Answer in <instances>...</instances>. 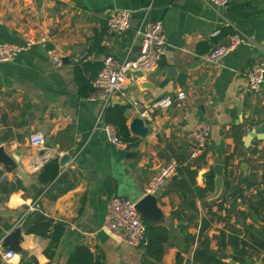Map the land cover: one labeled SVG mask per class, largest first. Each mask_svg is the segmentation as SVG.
I'll return each mask as SVG.
<instances>
[{"label": "crops", "instance_id": "1", "mask_svg": "<svg viewBox=\"0 0 264 264\" xmlns=\"http://www.w3.org/2000/svg\"><path fill=\"white\" fill-rule=\"evenodd\" d=\"M120 11L132 12L131 28L123 35L110 34L108 17ZM143 20L161 22L169 46L159 68L130 80L125 96L112 104L130 106L129 126L139 117L135 104L150 109L156 101L181 92L186 99L180 107L152 109L148 135L137 137V147L121 149L97 127L102 102L79 96L75 67L103 63L109 56L123 59L131 48L136 56L135 31ZM216 30L221 31L218 36L238 30L262 44L264 0H228L224 8H211L204 0H35L31 6L0 0V44L24 47L14 61L0 63V148L15 164H0L2 264L7 251L2 241L15 228L22 229L21 247L28 256L17 254L9 264H28L31 258L38 264H67L78 245L103 254L104 264H143V248L121 244L103 229L112 198L103 191L108 178L118 182L115 196L136 203L147 195L157 198L160 214L148 221L170 230L160 264L188 259L190 235L196 239L194 249L200 236L209 237L217 249L221 231L229 235L231 229L249 244L248 232L264 243V140L248 141L249 132L264 124V86L254 95L247 82L254 65L264 66V53L259 47H240L219 64H210V52L229 38L217 42ZM55 58L60 64L53 63ZM200 122L210 126L211 137L206 151L192 159L193 131ZM38 132L45 133L47 143L34 148L29 139ZM64 155L72 159L60 166L63 181L36 199L42 167L54 158L60 164ZM171 160L181 171L148 194L151 179ZM217 165L224 166L220 188ZM187 170L197 171V176ZM210 174L214 187L206 191ZM18 181L24 189L11 191ZM32 186H37L36 192ZM38 210L66 226L52 262L44 255L50 241L26 234L23 226ZM263 258L264 252L259 260Z\"/></svg>", "mask_w": 264, "mask_h": 264}, {"label": "built area", "instance_id": "2", "mask_svg": "<svg viewBox=\"0 0 264 264\" xmlns=\"http://www.w3.org/2000/svg\"><path fill=\"white\" fill-rule=\"evenodd\" d=\"M20 1L28 6L33 5L35 2V0ZM204 2L211 8H224L228 0H204ZM131 19L132 12L128 11L110 14L107 20L108 32L113 35L127 33L131 28ZM220 33V30H216L214 36L216 37ZM135 44L139 46V52L136 56H132L133 48H131L130 53L123 59L109 56L103 60V69L92 82L95 92L90 97V99L100 100L103 104L102 111L97 119V127L103 129L109 141L121 149H125L126 144L119 138L115 127L105 122L104 112L115 98L125 96L130 80H140L159 68L169 46L162 23L143 20L135 31ZM27 47H31V44H28ZM240 47H259L264 53V41L258 45L249 36L234 30L225 43L217 45L210 52L207 61L210 64H219ZM23 50V46L16 44H0V63L14 61ZM53 63L58 65L60 60L55 58ZM247 82L249 91L254 95H259L264 86V66L254 65L247 73ZM185 99V93L181 92L176 98L167 96L156 101L150 109H143L135 104V110L139 118L146 122L152 119V109L166 110L172 107H180ZM210 137V126L206 122H200L193 131L192 159H198L206 151ZM29 142L32 147L41 148L46 145L47 138L45 133L38 132L30 137ZM178 169L179 163L176 160H171L151 179L147 193L154 194L158 192L167 181L177 174ZM136 206L137 203L133 200L113 196L109 200L103 229L121 244L131 248H144L148 244L146 226ZM17 257V253L6 251L3 255V262L9 264Z\"/></svg>", "mask_w": 264, "mask_h": 264}, {"label": "trees", "instance_id": "3", "mask_svg": "<svg viewBox=\"0 0 264 264\" xmlns=\"http://www.w3.org/2000/svg\"><path fill=\"white\" fill-rule=\"evenodd\" d=\"M232 34L233 32H223L221 36L216 38V41L218 42L221 38ZM102 69L103 63L100 62L86 63L75 67L74 78L81 98H88L95 92L92 82ZM129 110V105L111 104L105 109L104 120L107 124L115 127L119 138L126 144L128 149H131L137 147L140 140L132 136L130 132L127 118ZM228 164L229 159L226 160V166ZM60 173L58 158L50 159L45 163L38 175V184L41 188L35 195L36 199L46 195L56 184L63 181L64 176ZM187 173L192 177L197 176V171L191 172V170H187ZM208 178L209 183L206 191H210L214 187V175L210 174ZM21 189H24V186L18 181L11 191ZM117 190L118 182L113 178H108L103 185L104 193L109 197H113L117 194ZM174 215L176 214L174 213ZM142 220L146 226V239L148 241V244L143 248L142 263L160 264L170 242V230L164 226H152L144 217H142ZM23 226L26 234L36 235L50 241L48 248L44 251V255L52 262L56 257V252L66 231V226L61 222L49 219L39 210L29 214ZM207 226L208 224L204 225V227ZM231 232L228 235L225 230L221 231L217 238V249L213 248L209 237H205L202 240V236H200L197 247L195 249L191 248L195 245L196 239L195 236H188L186 239V252L190 251V257L188 259L181 257L176 264H254L253 259H256V262L261 261L264 264V258L259 260L260 254L264 252V243L258 241L255 233L248 232V236L252 240V243L249 244L246 240L239 238L240 232L238 230L231 229ZM229 249L233 252L232 256L226 255V251ZM28 261V264H38L36 258H31ZM104 261L105 257L103 254H95L88 246L78 245L71 253L67 264H104ZM0 264H2L1 260ZM22 264H25V260H22Z\"/></svg>", "mask_w": 264, "mask_h": 264}, {"label": "water", "instance_id": "4", "mask_svg": "<svg viewBox=\"0 0 264 264\" xmlns=\"http://www.w3.org/2000/svg\"><path fill=\"white\" fill-rule=\"evenodd\" d=\"M63 64H66V59L62 60ZM173 68H169L168 72H170ZM130 132L140 138H145L148 135V128L146 126V122L141 118H134L129 124ZM257 138L258 140H264V124L261 127L253 128L248 134V141ZM70 155H64L60 159V166L64 168L70 161ZM0 164H3L7 167H14L15 164L13 160L8 157L4 150L0 148ZM215 173L218 176L216 180L217 186L220 188L222 184V178L224 174V166L217 165L215 167ZM32 189L36 192L37 186H32ZM137 210L140 212L142 217L153 218L156 214H160V209L158 208V200L153 195H147L142 200L137 203ZM21 239H22V229L15 228L8 235H6L2 241V247L7 251H13L20 255L21 258H26L28 256V252L23 250L21 247Z\"/></svg>", "mask_w": 264, "mask_h": 264}]
</instances>
